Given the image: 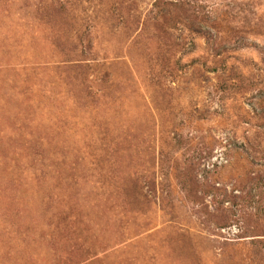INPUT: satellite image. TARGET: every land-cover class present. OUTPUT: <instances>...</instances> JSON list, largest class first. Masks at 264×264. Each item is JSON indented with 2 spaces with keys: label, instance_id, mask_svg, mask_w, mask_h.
<instances>
[{
  "label": "rangeland",
  "instance_id": "rangeland-1",
  "mask_svg": "<svg viewBox=\"0 0 264 264\" xmlns=\"http://www.w3.org/2000/svg\"><path fill=\"white\" fill-rule=\"evenodd\" d=\"M175 1L0 0V264H264V0Z\"/></svg>",
  "mask_w": 264,
  "mask_h": 264
},
{
  "label": "trees",
  "instance_id": "trees-1",
  "mask_svg": "<svg viewBox=\"0 0 264 264\" xmlns=\"http://www.w3.org/2000/svg\"><path fill=\"white\" fill-rule=\"evenodd\" d=\"M171 4L170 7L173 6V8H182V10L185 12L186 11H189L190 9V12H191V16L192 17H196L197 14L199 13H202V8L198 5V3H194V2H184V1H175V2H170ZM168 4H166L165 6H167ZM194 19H197L194 18ZM223 62V61H222ZM225 62V61H224Z\"/></svg>",
  "mask_w": 264,
  "mask_h": 264
}]
</instances>
